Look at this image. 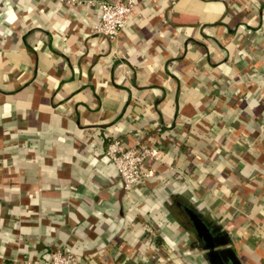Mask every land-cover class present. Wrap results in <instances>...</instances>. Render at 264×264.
I'll return each instance as SVG.
<instances>
[{"label": "crops", "instance_id": "1", "mask_svg": "<svg viewBox=\"0 0 264 264\" xmlns=\"http://www.w3.org/2000/svg\"><path fill=\"white\" fill-rule=\"evenodd\" d=\"M135 1L110 39L97 5L0 0V264H208L185 207L264 264V0ZM115 136L158 150L128 193Z\"/></svg>", "mask_w": 264, "mask_h": 264}, {"label": "built area", "instance_id": "2", "mask_svg": "<svg viewBox=\"0 0 264 264\" xmlns=\"http://www.w3.org/2000/svg\"><path fill=\"white\" fill-rule=\"evenodd\" d=\"M59 1L68 5H97L100 14L93 24V31L110 39L117 38L136 8L135 0ZM157 152L156 147L147 146L141 142H137L132 146H125L119 137L115 136L109 140L106 154L115 166L125 193L149 181L151 171L147 168V164L156 157ZM142 230L145 235L156 236L155 229L147 222L142 224ZM26 264H78V257L67 248H57L49 254L47 261L26 260Z\"/></svg>", "mask_w": 264, "mask_h": 264}, {"label": "water", "instance_id": "3", "mask_svg": "<svg viewBox=\"0 0 264 264\" xmlns=\"http://www.w3.org/2000/svg\"><path fill=\"white\" fill-rule=\"evenodd\" d=\"M186 211L193 221L198 237H201L203 243L201 250L208 264H241L235 252L228 246L229 238H222L219 233L214 234L210 227L202 220L198 211L186 208Z\"/></svg>", "mask_w": 264, "mask_h": 264}, {"label": "flooded vegetation", "instance_id": "4", "mask_svg": "<svg viewBox=\"0 0 264 264\" xmlns=\"http://www.w3.org/2000/svg\"><path fill=\"white\" fill-rule=\"evenodd\" d=\"M183 210H184V213L181 212L180 215L182 216L184 223L188 224V226L195 232L198 243L200 245H202L203 241H202L201 237H198L196 229H195L194 224H193V221L190 219V217L186 211V207L183 208ZM209 227H210L211 231H213L214 234L218 233V231L216 232L215 227H212L210 225H209ZM225 264H227V263H225ZM229 264H231V263H229Z\"/></svg>", "mask_w": 264, "mask_h": 264}, {"label": "trees", "instance_id": "5", "mask_svg": "<svg viewBox=\"0 0 264 264\" xmlns=\"http://www.w3.org/2000/svg\"><path fill=\"white\" fill-rule=\"evenodd\" d=\"M217 231H218V230H217ZM218 232H219V231H218ZM219 234H220V236H221L222 238H226V237H225V234L220 233V232H219Z\"/></svg>", "mask_w": 264, "mask_h": 264}]
</instances>
